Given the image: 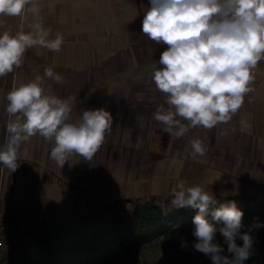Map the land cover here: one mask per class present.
<instances>
[{
  "label": "crops",
  "instance_id": "crops-1",
  "mask_svg": "<svg viewBox=\"0 0 264 264\" xmlns=\"http://www.w3.org/2000/svg\"><path fill=\"white\" fill-rule=\"evenodd\" d=\"M34 3L40 9L38 16L28 11L22 17L0 16V25H3L0 33L8 29L15 33L21 27L28 31L29 25L38 21L49 30L50 38L62 34L64 40L60 51L35 46L24 56L59 68L96 74L106 70V76L110 78L106 84L98 85L106 92L101 104L95 100L98 105L93 106V100L87 102L86 96L68 99L72 105V120L79 119L85 109L103 107L111 112L113 124L106 133L104 144L90 161L73 154L63 167L50 159L51 142L39 135L23 142L15 171L0 164L1 207L6 218L47 213L50 220L65 223L97 211L98 202L108 196L119 199L125 195L149 200L152 193L158 195L169 188L186 189L197 184L213 198L250 196L254 201H264V61L254 70L253 91L245 96L244 104L230 121L211 130L196 127L185 148L188 160L176 157L161 160L150 175L144 173L150 181L139 180L132 173L131 155L125 152L131 150L133 134L142 128L148 133L153 131L154 136L160 137L155 136L159 149L170 150L171 144L177 141L154 119L157 107L166 102V94L156 88L151 75L167 45L155 42L157 47L153 57L134 59L128 66L116 62L120 60L116 57H130L134 44L135 47L143 46L149 39L141 31L149 0H34ZM17 75L18 72L13 77ZM4 96L0 84V144L9 121L7 104L3 105V102L8 103ZM195 138L201 139L206 147L204 156L193 158L191 155L190 142ZM116 148L113 157L119 177L111 185L102 189L92 187L88 194L59 180L62 177L77 184L88 174L94 176L103 172L105 163L100 168L93 160L101 157L100 152H112ZM139 152L137 161L142 160L144 154L145 158H153V153L143 146ZM103 159L107 160L106 154H102Z\"/></svg>",
  "mask_w": 264,
  "mask_h": 264
},
{
  "label": "clouds",
  "instance_id": "clouds-1",
  "mask_svg": "<svg viewBox=\"0 0 264 264\" xmlns=\"http://www.w3.org/2000/svg\"><path fill=\"white\" fill-rule=\"evenodd\" d=\"M141 31L150 40L167 45L151 75L156 88L166 94L165 104L157 107L155 121L163 131L180 138L190 128L211 130L231 120L253 91L254 70L264 61V0H149ZM30 6V7H29ZM34 16L40 9L34 0H0V16ZM3 27V25H0ZM63 35L50 38L40 22L0 33V77L23 64L25 52L40 46L58 52ZM45 79L63 82L52 68L43 76L13 84L6 94L9 121L0 144V164L10 171L18 167V153L23 142L39 135L52 143L50 159L60 167L78 154L90 161L105 142L113 116L100 107L85 109L77 120L71 119L70 99H62L46 89ZM166 105V106H165ZM182 121L187 122L182 123ZM191 155L204 156L206 147L199 138L191 140ZM172 207H193V242L195 250L210 257L212 264H245L253 254V238L241 232L243 212L235 201L215 208L207 217L208 205L214 203L209 191L199 184L173 189ZM223 222L217 227L215 222ZM257 228L264 226L260 223ZM219 232L227 244L216 243ZM239 237L242 245L236 240ZM186 242H182V247Z\"/></svg>",
  "mask_w": 264,
  "mask_h": 264
},
{
  "label": "rangeland",
  "instance_id": "rangeland-1",
  "mask_svg": "<svg viewBox=\"0 0 264 264\" xmlns=\"http://www.w3.org/2000/svg\"><path fill=\"white\" fill-rule=\"evenodd\" d=\"M133 45V53L130 57L125 56L124 58H120V60H116V62L121 65L128 66L129 64L134 62V59H145L147 57H153L154 51L156 50L157 44L155 41L147 39L144 42L143 46ZM120 65V67H121ZM119 67V68H120ZM160 65L155 66L154 68H158ZM45 68H52V70L60 74L63 77V82L57 83L54 80L45 79V87L46 89H51V91L62 99H68L72 96H86L87 102L92 99L95 106L98 101V104H101L103 97L105 96V90L98 85H103L107 83V79L110 78L108 75L106 76V70L100 71L98 74L91 71H81V70H73L66 68L54 67L45 63L40 59H34V61L30 60L28 56H24L23 64L21 67L14 69L12 73L7 74L4 77H0V81H2V94L6 95L8 91L11 90L13 84H19L21 82H27L30 79L34 78L36 75L43 76ZM18 72L19 75L13 77V75ZM117 73V71H116ZM114 76H111L113 78ZM91 78L93 80V84L91 83ZM93 78H98L97 81H94ZM117 93L114 94L116 96ZM6 98V96H4ZM96 100V101H95ZM6 102H3L5 106ZM97 104V105H98ZM182 123H187L182 121ZM196 128H190L189 131L182 137L175 138L177 141L171 144V140L168 141L172 148L167 149H159L160 146L155 142V136L160 138L155 134L153 135V131L148 133L145 128L137 130L135 134H133L131 139V150H126L125 152H129L131 155L130 163L132 165V173H134L139 180H148V177L144 175L147 173L151 174L154 168H157V163L161 160L167 159L169 157H176L179 159L188 160L186 156L185 148L187 147V141L190 137L195 134ZM171 138V136H170ZM116 147L118 144H115ZM143 146L144 149L153 153V158L148 159L145 158L137 161L138 156L141 154L139 152L140 147ZM155 151V152H154ZM117 152V148L110 152L104 151L100 152L101 157L99 159H94L93 163H97L100 168H102L104 164L103 172L100 171L99 174L91 176L88 174L82 182L77 184H71L68 181H65L62 177L59 180L66 186H73L74 189L79 188V190L83 193H88L91 191L92 187H97L102 189L111 185L112 181L117 176L118 169L115 166L114 155ZM102 154L107 155V160H102ZM93 180H92V178ZM147 177V178H146ZM97 178V180L95 179ZM106 189V188H105ZM172 191L170 188L162 193V194H154L151 195L155 197L159 202L164 204L165 206L172 205L171 201L173 199ZM122 197H126L122 195ZM121 198V197H119ZM134 198V197H130ZM116 199H113L112 196L106 197V199H101L98 202V209L103 206L114 202ZM151 199V198H150ZM146 200V199H142ZM44 215V219L39 223H31L22 233H20V237L9 241L3 245H0V262L2 264H6L9 259L15 261V256L13 254L14 245L19 240H33L37 237L45 235L47 232L51 231L52 228L58 226L59 224L47 218V213H42ZM260 223L264 225V216H255L252 218H248L242 221L241 232H248L253 238V254L250 256L248 260L245 261V264H264V226L257 228L255 225ZM217 227H223V225L217 224ZM194 230L189 231L188 233L180 236L169 237V236H160L151 242L143 245L136 246L130 253L120 256L108 264H212L210 257L205 254L195 250L193 246V242L196 240V237L193 235ZM22 234V235H21ZM56 235L55 229L53 230V237ZM56 239H62L60 236H57ZM68 238L63 237V240L60 242L62 244ZM215 242L220 244L223 249L224 255H231L227 252V244L224 241V237L217 230L214 238ZM182 242H186V246L182 247ZM238 245H242L243 241L237 237L236 240Z\"/></svg>",
  "mask_w": 264,
  "mask_h": 264
},
{
  "label": "trees",
  "instance_id": "trees-1",
  "mask_svg": "<svg viewBox=\"0 0 264 264\" xmlns=\"http://www.w3.org/2000/svg\"><path fill=\"white\" fill-rule=\"evenodd\" d=\"M213 200L208 205L209 219L215 208L229 201H235L243 212L242 221L264 216V201L250 196H216ZM198 212L193 207L165 206L155 197L119 198L87 216L59 224L60 228L45 235L19 240L13 248L15 261L9 259L6 264H108L160 236L175 237L194 230ZM215 223L223 225L222 221ZM63 237L68 239L60 244Z\"/></svg>",
  "mask_w": 264,
  "mask_h": 264
},
{
  "label": "built area",
  "instance_id": "built-area-1",
  "mask_svg": "<svg viewBox=\"0 0 264 264\" xmlns=\"http://www.w3.org/2000/svg\"><path fill=\"white\" fill-rule=\"evenodd\" d=\"M2 195L0 193V245L12 241L17 237L19 238L20 233H22L31 223H39L44 219L42 213L26 217L16 216L14 219L6 218L1 207Z\"/></svg>",
  "mask_w": 264,
  "mask_h": 264
}]
</instances>
